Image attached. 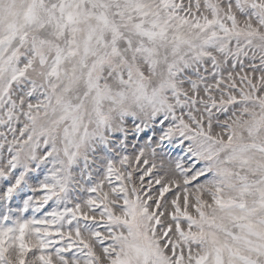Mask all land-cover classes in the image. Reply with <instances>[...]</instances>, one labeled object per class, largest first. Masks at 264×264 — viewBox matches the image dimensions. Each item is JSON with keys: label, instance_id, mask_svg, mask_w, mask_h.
Returning a JSON list of instances; mask_svg holds the SVG:
<instances>
[{"label": "snow or ice", "instance_id": "6c2138e0", "mask_svg": "<svg viewBox=\"0 0 264 264\" xmlns=\"http://www.w3.org/2000/svg\"><path fill=\"white\" fill-rule=\"evenodd\" d=\"M0 264H264V0H0Z\"/></svg>", "mask_w": 264, "mask_h": 264}]
</instances>
